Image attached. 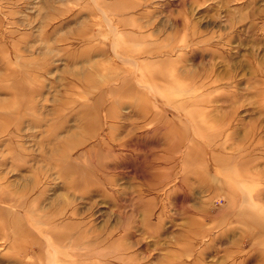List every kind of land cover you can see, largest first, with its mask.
<instances>
[{
	"label": "rangeland",
	"instance_id": "rangeland-1",
	"mask_svg": "<svg viewBox=\"0 0 264 264\" xmlns=\"http://www.w3.org/2000/svg\"><path fill=\"white\" fill-rule=\"evenodd\" d=\"M0 264H264V0H0Z\"/></svg>",
	"mask_w": 264,
	"mask_h": 264
}]
</instances>
